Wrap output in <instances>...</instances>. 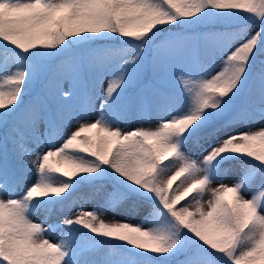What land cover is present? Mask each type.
I'll use <instances>...</instances> for the list:
<instances>
[{
    "label": "snow or ice",
    "instance_id": "6c2138e0",
    "mask_svg": "<svg viewBox=\"0 0 264 264\" xmlns=\"http://www.w3.org/2000/svg\"><path fill=\"white\" fill-rule=\"evenodd\" d=\"M0 264H264V0H0Z\"/></svg>",
    "mask_w": 264,
    "mask_h": 264
},
{
    "label": "rangeland",
    "instance_id": "374dc122",
    "mask_svg": "<svg viewBox=\"0 0 264 264\" xmlns=\"http://www.w3.org/2000/svg\"><path fill=\"white\" fill-rule=\"evenodd\" d=\"M218 70H219L218 68H215V69H213V72L218 71ZM145 126L147 127L148 125L145 124ZM205 199H207V197H205ZM86 207H91V206L90 205H86ZM112 215H113L112 213H109V214H107V217L111 218ZM116 218L117 219H122L123 217H121L119 214H116ZM54 239H55V237H54Z\"/></svg>",
    "mask_w": 264,
    "mask_h": 264
}]
</instances>
